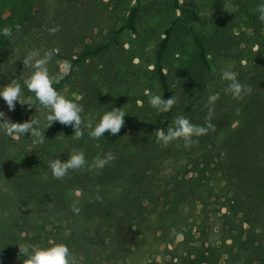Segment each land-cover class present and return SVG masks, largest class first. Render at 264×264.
<instances>
[{
  "label": "trees",
  "instance_id": "trees-1",
  "mask_svg": "<svg viewBox=\"0 0 264 264\" xmlns=\"http://www.w3.org/2000/svg\"><path fill=\"white\" fill-rule=\"evenodd\" d=\"M42 1L38 0L36 10L25 19L21 31L14 32V39L0 34V88L17 79L25 100L32 96L23 84L31 70L24 68L22 61L27 54L19 50L27 34L42 25ZM132 1L125 24L111 32L105 43L86 46L75 58L67 59L70 71L53 85L59 93L68 84L72 69L115 47L122 29L135 31L142 7L140 0ZM177 2L169 0L168 6L178 10ZM182 12L186 23L175 18L163 30L151 73L162 99L171 98L162 67L170 60L175 64V74L187 79L188 91L168 113L152 110L150 124L140 135L137 147L120 146L125 136L123 130L117 136L106 132L100 140L91 139L85 130L82 139H75L71 126L54 122L44 131L43 144L33 142L29 133L17 139L0 130V158L4 161V167L0 168V186L16 202L14 212L7 216L4 241L18 235L19 240L29 244L45 238L48 226L63 221L69 231L82 224L85 228L96 227L100 237L107 235L111 239L121 235V244L125 235L122 228L154 243V251L162 244L163 252L157 253L160 261L151 259L145 264H217L222 255L225 261L234 264H264V198L258 199L264 191V55L256 63L236 67L238 80L252 89L242 101L234 100L225 92L228 82L220 85L224 89H220L211 121L216 125L215 132L200 137L198 146L188 149L182 143L179 147L176 143L162 146L154 133L159 129L166 131L178 115H185L193 124L204 125L210 96L203 94L210 86L208 55L227 59L236 44L225 23L216 15L200 21L193 11L183 9ZM191 23L203 26L207 23L210 29L193 32ZM185 34L191 39V53L183 43ZM257 58L258 55L254 60ZM54 72L50 75L55 76ZM20 74L23 80L19 79ZM97 82H92L91 90L98 94ZM100 104L89 99L83 107L96 110ZM236 108L241 109L238 115ZM134 110L146 117L142 105L135 106ZM0 112L14 123L27 122L32 116L45 123V110L38 104L28 108L17 103L9 111L0 98ZM233 121L235 126H231ZM61 133L64 137L57 136ZM84 142H96L97 146L83 145ZM73 148L83 150L89 166L97 155L111 152L117 159L102 170L88 166L80 172H70L62 181L54 179L49 161L58 158L65 162ZM76 192L77 199L73 197ZM96 194L103 198L102 203L93 201ZM74 200H79L78 215L71 210ZM214 220L217 246L211 240ZM193 226L195 229L191 232ZM173 228L183 239L178 240L171 234ZM239 238L251 244L247 256L234 251Z\"/></svg>",
  "mask_w": 264,
  "mask_h": 264
},
{
  "label": "rangeland",
  "instance_id": "rangeland-1",
  "mask_svg": "<svg viewBox=\"0 0 264 264\" xmlns=\"http://www.w3.org/2000/svg\"><path fill=\"white\" fill-rule=\"evenodd\" d=\"M261 2L264 0H178L179 9L173 10L168 6L169 0H140L142 10L136 21L135 31L122 29L117 36L115 47L100 57L86 61L84 66L72 69L68 84L60 94L68 99L79 98L78 101L80 100L83 106L89 99L98 100L101 103L98 109L84 107L82 113L85 120L93 121L94 126L105 111L122 108L126 116L125 126L121 131H124L125 136L120 146L137 147L140 135L145 128L147 130L149 119L152 117L153 108L148 103L149 97L146 93L160 95L151 71L154 67L157 42L162 38L163 30L168 27V23L175 18L186 23V18L181 13L183 9H189L200 21H206L216 15L227 26L229 36L236 44L232 46L227 59L217 57L215 54L208 55L210 86L203 94L212 95L224 89L220 88V85H226L221 79L224 70L236 72L238 64L248 65L253 61L256 63L259 57L264 55V23L259 21V14L255 11ZM37 5L38 0H0V32L5 26L19 25L21 28L25 24V19L32 16ZM132 5V0H43L42 25L33 28L27 34L28 37L19 52L27 54L33 49H39L41 52L57 49L55 55L63 58L57 60L54 57L48 66L49 72L56 71L54 74L64 77L62 62L68 61V58H75L86 46L105 43L111 32L125 24L127 12ZM189 25L193 32L203 33L210 29L207 23L204 26L193 23ZM56 26H60L61 31L51 35L49 29ZM183 43L186 51L191 53L189 35L185 34ZM257 55L258 58L254 60ZM162 67L171 97L175 95L177 103L181 102L188 91L187 79L175 74V64L170 60ZM19 79H24L21 74ZM94 80H98L95 88L100 85L98 94L91 90ZM217 89L219 90L215 93ZM139 105L146 111L144 118L134 110L135 106ZM235 124L236 121L231 122V126ZM83 145L97 146V143L84 142ZM2 167L4 161L0 158V168ZM89 168H92L91 165ZM73 197L77 199L78 193H74ZM262 198L264 191L258 196V199ZM14 204H16L14 198L8 197L7 190L3 192V186H0V264H23L25 259L20 254L19 247L26 243L19 240L18 235L13 236L11 241L6 242L3 239L4 230L8 228L7 216L14 212L12 209ZM212 224L211 240L217 246L215 220ZM80 225L82 224L69 231L65 229L63 221H59L46 228L48 234L45 238H38L29 244L47 248L54 243H63L75 256V264H145L151 259L156 261L161 259L157 253L163 252L162 244L154 251V243L140 235L132 234L127 228L121 229L125 233L124 243L121 244V235L111 239L107 235L100 237L96 227L93 229L90 225L86 228ZM194 229L193 226L191 232ZM169 249L170 246L167 250ZM234 251L247 256L251 251V244L247 239L239 238ZM224 259L225 256L222 255L217 264H234Z\"/></svg>",
  "mask_w": 264,
  "mask_h": 264
},
{
  "label": "clouds",
  "instance_id": "clouds-1",
  "mask_svg": "<svg viewBox=\"0 0 264 264\" xmlns=\"http://www.w3.org/2000/svg\"><path fill=\"white\" fill-rule=\"evenodd\" d=\"M255 11L259 14V21L264 23V2L258 4ZM20 31L19 25H15L14 27L5 26L0 34L14 39V32L19 33ZM59 31H61L60 26L49 29L51 35H55ZM57 52V49L44 50L43 52L39 49H33L23 59L24 68L31 70L30 75L23 82L28 92L32 94L27 100L24 99L21 83L17 79H13L9 84L0 88V98L3 99L9 111H13L17 103L27 105L28 108H35V105L38 104L45 110V123H42L39 118H32L33 116L27 122L14 123L5 116L4 112H0V130L3 131L4 135L17 139L29 133L33 142L39 144L45 142L44 131L51 127L54 122H58L64 126H71L75 139H82L85 130H87L88 136L94 140L102 139L106 132L109 135L117 136L125 126L124 117L126 115L121 110L122 108H113L111 111H105L99 122L94 126L91 119L85 120L82 116L84 107L78 103L79 98L77 100H70L54 88L53 85L63 78L59 74L55 76L50 75L49 72L48 66L53 62ZM62 66L64 75H67L71 69L70 63L63 61ZM221 79L228 82L226 92L230 93L234 100L242 101L245 96L251 94V86L242 84L238 80L236 72L224 70L221 74ZM146 94L149 97L148 103L158 114L168 113L177 103L175 95L164 100L162 99V95ZM218 99L219 93L208 97V114L205 117L204 125L193 124L185 115H178L175 117L173 124L168 125L166 131L159 129L154 133L157 142L161 143L164 147H167L171 143H176L178 147L182 143L185 149L198 146L200 137L207 135L209 132L216 131V125L211 121L215 115V104ZM240 111V108L235 109L237 115ZM57 136H63V134L61 133ZM116 159V155L111 152L103 156L97 155L91 167L102 170L106 166L111 165ZM88 166L89 164L83 150L75 148L71 150L65 162H61L57 158L49 161L48 165L52 177L61 181L68 177L70 172H80ZM93 201L102 203L103 198L99 194H96L93 197ZM71 210L77 215L81 212L79 200L72 202ZM171 234L176 236L178 240L183 239L182 234L176 233L174 228L171 230ZM19 252L25 257L23 264H75L76 260L67 245L63 243H54L47 248L25 244L19 247Z\"/></svg>",
  "mask_w": 264,
  "mask_h": 264
}]
</instances>
